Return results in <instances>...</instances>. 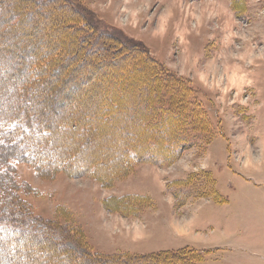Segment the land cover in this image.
<instances>
[{
    "label": "rangeland",
    "instance_id": "rangeland-1",
    "mask_svg": "<svg viewBox=\"0 0 264 264\" xmlns=\"http://www.w3.org/2000/svg\"><path fill=\"white\" fill-rule=\"evenodd\" d=\"M78 1L88 8L94 23L141 42L147 53H123L122 61L114 63L108 51L77 50L65 63L85 62L88 72L96 68L102 80L114 81L115 76L124 78L140 57L152 56L150 64L167 73L172 87L183 83L190 100L197 98L211 123L205 122V134L171 165L141 162L127 176L108 178L111 182L105 184L84 173L43 175L27 162L18 164L11 180L16 177L30 188L26 196L33 215L29 219L54 235L55 244L63 245L66 252L61 253L68 257L74 252L69 250L107 256L157 253L191 240L209 250L203 264H264V0H243V4L240 0ZM61 9L35 18L50 23L53 30L55 23L59 27V14L68 16ZM93 76L87 84L99 82ZM80 96L66 95L64 108L57 107L58 99L42 103L55 107L52 115L58 116L93 109ZM106 128L102 147L93 156H108L109 145L115 147L113 154L123 148L118 137H125L128 145L134 143L131 134L121 132L124 127ZM54 133L50 142L60 141L68 149L70 140L77 149L79 142L76 138L73 143L69 132L59 127ZM21 147V152L43 150ZM108 164L113 169L120 166L119 161ZM63 165L68 168L66 162ZM174 179L185 183L186 190L169 188ZM153 259L136 261L155 264Z\"/></svg>",
    "mask_w": 264,
    "mask_h": 264
},
{
    "label": "trees",
    "instance_id": "trees-1",
    "mask_svg": "<svg viewBox=\"0 0 264 264\" xmlns=\"http://www.w3.org/2000/svg\"><path fill=\"white\" fill-rule=\"evenodd\" d=\"M53 8H62L68 16L59 14V27L55 23L52 30L50 23L37 21L35 14L48 15ZM87 11L78 0H0V264H83L81 260L137 264V259L147 257L154 258L155 264H203L209 250L189 245L142 255L123 252L107 256L99 251L80 254L69 250L74 251L71 257L63 256L66 251L63 245L55 244V236L29 219L33 213L26 196L30 192L27 183L16 177L11 180V171L27 162L43 175L53 176L60 171L84 173L105 184L111 182L108 178L127 176L141 162L171 165L206 132L205 122L211 120L207 111L195 96L196 102L190 100L183 83L172 87L167 73L150 64L154 62L152 56L140 57L124 78L115 76L108 82L98 76L96 68L88 72L85 62L65 63L77 50L108 51L113 53L114 63L122 61L123 53H147L141 42L130 41L115 29L94 23ZM158 63L156 60L154 64ZM92 75L99 82L87 84ZM190 91L198 92L193 88ZM80 93L79 99H87L93 109L58 116L52 115L55 107L42 103L58 99L57 107L64 108L66 95ZM132 120H136V126ZM59 127L63 133L69 132L73 143L77 138V149L71 147L70 140L68 149L60 141L57 145L49 141V135ZM106 127H124L121 132L131 134L134 143L130 141L128 145L125 137H118L123 148L113 154L115 147L109 145L108 156H93L102 147ZM116 139L113 138L115 144ZM21 144L33 150L42 146L43 150L21 152ZM112 161H119L120 166L111 168L108 162ZM179 180H172L169 188L185 191V183Z\"/></svg>",
    "mask_w": 264,
    "mask_h": 264
},
{
    "label": "crops",
    "instance_id": "crops-1",
    "mask_svg": "<svg viewBox=\"0 0 264 264\" xmlns=\"http://www.w3.org/2000/svg\"><path fill=\"white\" fill-rule=\"evenodd\" d=\"M206 220H208V219H206ZM214 222H216V221H213V223L211 222L210 224H211V227L212 226H215V223ZM194 245V246H196V247H199V248H205V247H201L200 245H204V244H202V243H198L197 241L195 242V241H187V242H183V243H181V245H179L178 247H183V246H186V245ZM214 247H218V248H220V246H214Z\"/></svg>",
    "mask_w": 264,
    "mask_h": 264
}]
</instances>
